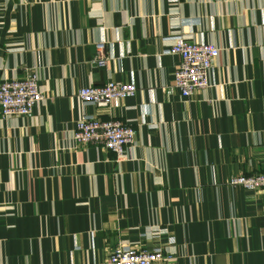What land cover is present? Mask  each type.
<instances>
[{"label": "crops", "instance_id": "crops-1", "mask_svg": "<svg viewBox=\"0 0 264 264\" xmlns=\"http://www.w3.org/2000/svg\"><path fill=\"white\" fill-rule=\"evenodd\" d=\"M220 50L209 85L174 87L175 36ZM104 44L106 62H94ZM43 101L0 113V264H108L118 246L176 264H264V0H0V84ZM132 83L96 109L77 92ZM134 130L120 160L73 140L84 116Z\"/></svg>", "mask_w": 264, "mask_h": 264}, {"label": "built area", "instance_id": "built-area-1", "mask_svg": "<svg viewBox=\"0 0 264 264\" xmlns=\"http://www.w3.org/2000/svg\"><path fill=\"white\" fill-rule=\"evenodd\" d=\"M167 54L178 56L180 64L174 75V87L183 98H191L197 91L208 87V74L212 70L220 50L214 45L196 43L184 36H175ZM104 44L96 45L94 62H106ZM137 88L132 83L109 82L95 88L86 87L77 92L82 104L96 109L109 107L135 96ZM38 90L35 74L0 84V113L4 118H22L31 115L43 101ZM134 130L118 120H101L95 115L84 116L75 125L73 140L79 146H94L123 158L125 151L134 144ZM229 185L247 192H264V173L251 176H235ZM108 264H176L175 257L162 248L143 250L136 247L118 246L109 257Z\"/></svg>", "mask_w": 264, "mask_h": 264}]
</instances>
